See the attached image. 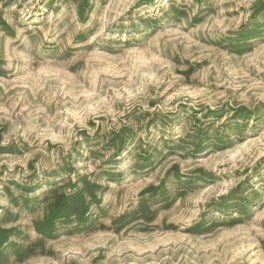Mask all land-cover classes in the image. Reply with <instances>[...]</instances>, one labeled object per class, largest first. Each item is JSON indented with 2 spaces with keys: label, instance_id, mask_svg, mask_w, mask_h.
Masks as SVG:
<instances>
[{
  "label": "rangeland",
  "instance_id": "1",
  "mask_svg": "<svg viewBox=\"0 0 264 264\" xmlns=\"http://www.w3.org/2000/svg\"><path fill=\"white\" fill-rule=\"evenodd\" d=\"M0 264H264V0H0Z\"/></svg>",
  "mask_w": 264,
  "mask_h": 264
}]
</instances>
